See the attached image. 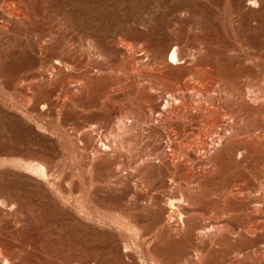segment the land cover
Here are the masks:
<instances>
[{"label": "rangeland", "instance_id": "rangeland-1", "mask_svg": "<svg viewBox=\"0 0 264 264\" xmlns=\"http://www.w3.org/2000/svg\"><path fill=\"white\" fill-rule=\"evenodd\" d=\"M263 203L264 0H0V264H264Z\"/></svg>", "mask_w": 264, "mask_h": 264}, {"label": "bare ground", "instance_id": "bare-ground-1", "mask_svg": "<svg viewBox=\"0 0 264 264\" xmlns=\"http://www.w3.org/2000/svg\"><path fill=\"white\" fill-rule=\"evenodd\" d=\"M247 23V22H246ZM47 25V24H46ZM54 26V25H53ZM61 26V25H60ZM60 26L58 27V29L60 28ZM52 27V26H51ZM55 29V28H54ZM57 29V28H56ZM62 30V29H61ZM53 31V30H52ZM60 31V30H59ZM54 33V32H53ZM57 33V32H56ZM45 34V33H44ZM55 34V33H54ZM42 35V34H41ZM38 36V35H37ZM40 36V35H39ZM55 36V35H54ZM68 38V37H67ZM48 39V38H47ZM57 39V38H56ZM66 39V38H65ZM72 39V38H71ZM53 40V39H52ZM51 40V41H52ZM70 40V39H69ZM39 41V40H37ZM41 41V40H40ZM47 41V40H45ZM50 41V42H51ZM64 41V40H63ZM49 42V41H47ZM46 42V43H47ZM49 42V43H50ZM67 42V41H66ZM40 43V42H39ZM71 43V42H70ZM48 44V43H47ZM46 44V45H47ZM64 44V43H62ZM66 44V43H65ZM54 45V44H52ZM72 45V44H71ZM45 46V45H44ZM55 46V45H54ZM75 46V44H74ZM73 46V47H74ZM40 47V45H39ZM43 47V46H42ZM47 47V46H46ZM45 47V48H46ZM72 47V48H73ZM55 48V47H53ZM75 48V47H74ZM50 49V48H49ZM66 49V48H65ZM44 50H47V49H44ZM62 50V49H61ZM43 51V50H42ZM52 51V50H51ZM50 51V52H51ZM53 52V51H52ZM59 52V51H58ZM62 52V51H61ZM65 52V50H64ZM63 53V52H62ZM45 54V53H44ZM70 54V53H69ZM63 56V54H62ZM169 62L171 63H179L181 60H184L186 58V55L185 53H183L182 51H180L179 47L177 46V43L176 44H173L172 46V49H171V53L169 55ZM49 58V57H48ZM74 59V58H73ZM46 63V61H45ZM44 64V63H43ZM45 65V64H44ZM43 65V66H44ZM55 65V64H53ZM50 66V65H48ZM53 67V66H52ZM44 68V67H43ZM48 68V67H47ZM50 69H52L51 67H49ZM199 71V70H198ZM39 75V74H38ZM204 77V76H203ZM208 91V90H207ZM216 93V92H215ZM220 93V92H218ZM250 93V92H249ZM212 94L214 95L213 92H199L197 95L200 96L201 99H197L198 101L196 102H193V106L195 108L201 106V105H205L207 104L206 102H208L207 104V107H208V113L206 115H200L201 118H204L205 120H207V127H208V130L203 134V139H201L199 141V144H197L195 147L189 149L186 151V145H187V142L188 141H180L178 143V151H179V157H175V160H179L178 163L179 165L178 166H173L174 170H176L177 168L179 167H184L187 169L188 171V175L189 177L191 178L192 181L188 182L191 184H197L199 183L200 181V174L199 173H194L193 170H192V167H193V159H192V154L197 152L199 154H205L207 151L210 150V148L214 149L216 146V141L218 140L217 138L219 137H222V133L224 132L223 130H226L224 128H227L225 127V119L227 118V114H222L220 109H215L213 108V105H216L214 103V98L212 96ZM209 97H211V100L209 102ZM170 98V97H169ZM183 97L182 96H179L177 94H173L172 95V99H168L167 103H165V107L164 109L168 108V104H170L171 101H179L180 99H182ZM205 100V102H204ZM173 103V102H172ZM159 108V109H158ZM180 110V106H174V108H172L171 110H168V112H166L165 110L162 109V104L161 106H156L154 109H153V112L151 113V116L150 117H153V115L158 114L159 117H165L164 119V123L167 124L168 127L172 128V122L174 120V118H176V115L177 113L179 112ZM198 110L201 112V108H198ZM157 117V116H156ZM157 117V119L159 118ZM234 119V118H233ZM237 119V118H236ZM208 121H209V126H208ZM230 121V120H229ZM232 121V120H231ZM222 122V124H220ZM226 124L230 125L231 128H232V124L231 122H227ZM120 125V124H119ZM176 128V127H174ZM229 128V127H228ZM179 131L183 132V133H189L185 128H182V129H178ZM229 130V129H227ZM223 131V132H221ZM225 134V133H224ZM223 134V135H224ZM179 133L178 132H175V131H172L169 135L170 139L172 141H170L171 143H173V141H176L177 137H178ZM225 136V135H224ZM186 138L189 139V136L187 135ZM215 146V147H214ZM169 147L171 148V145H169ZM176 149V148H175ZM171 151V150H170ZM243 154V153H242ZM185 158V159H182V158ZM174 165V164H173ZM263 182V181H262ZM189 187L188 188H192V187ZM187 188V186H186ZM239 190V189H237ZM235 193V192H234ZM240 193L242 194L241 190H240ZM234 196V195H233ZM235 197V196H234ZM242 197V196H241ZM240 197V198H241ZM255 199V202L256 203H259L260 201V197H256L254 196ZM182 203H180L181 205ZM177 206L175 203H171L168 207H169V213H168V220L169 221H176V220H182L184 219V216L182 214V211H181V206ZM264 203L263 205H260V206H252V212L255 216H260L262 215V213L264 214ZM179 222V221H178ZM262 222V221H261ZM181 223V221H180ZM210 230V229H209ZM85 237V236H84ZM77 243V242H76ZM89 243V242H88ZM87 243V244H88ZM96 244V243H95ZM92 245V244H91ZM80 257V256H79Z\"/></svg>", "mask_w": 264, "mask_h": 264}]
</instances>
